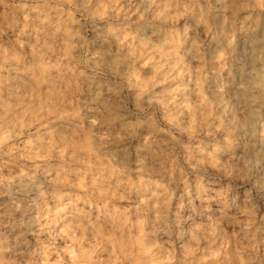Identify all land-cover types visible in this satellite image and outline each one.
Instances as JSON below:
<instances>
[{"label":"rangeland","instance_id":"1","mask_svg":"<svg viewBox=\"0 0 264 264\" xmlns=\"http://www.w3.org/2000/svg\"><path fill=\"white\" fill-rule=\"evenodd\" d=\"M220 1L0 0V59L27 73L22 90L0 85V264H180L188 229L206 222L187 264H234L245 233V264H264V0ZM247 29L255 48L241 43V58ZM215 58L229 73L210 86ZM250 62L246 92L230 78ZM59 64L69 70L44 80ZM96 86L110 94L91 125L82 107ZM29 181L32 228L6 211ZM66 193L80 214L73 239L56 216Z\"/></svg>","mask_w":264,"mask_h":264},{"label":"bare ground","instance_id":"2","mask_svg":"<svg viewBox=\"0 0 264 264\" xmlns=\"http://www.w3.org/2000/svg\"><path fill=\"white\" fill-rule=\"evenodd\" d=\"M220 0H216V4L220 5ZM142 33H144L143 29L140 30ZM254 30L247 29L246 33H244L240 38H238V42L233 46V49L235 50V53L237 56H240L241 58L245 56L242 54V50L240 48V44L246 45L249 49L248 51L250 54L254 52L255 48V42L252 40V33ZM241 51V52H240ZM215 53V52H214ZM33 60H36V56L32 55L31 57ZM247 60V59H246ZM212 66L214 71L211 74L210 79V86H215L216 82L221 80V78H224L229 72L228 70L220 65L219 61L215 58L212 61ZM248 67L250 69L248 70H236L232 77L230 78V82L237 83V82H243L245 84L244 91L248 92L249 89L252 88L254 83V74L251 70L252 68V62L248 63ZM69 67L67 64H59L58 66H52L49 68H45V74H44V80H50L53 77H58L62 71H68ZM65 75V74H64ZM27 76L26 71H22L19 69L15 62L12 60H9L8 57L4 56L0 59V85L5 88L6 91L15 89V90H22L25 88V85L23 84L24 78ZM95 91L93 92V95L83 102V115L85 116L88 123L91 125H94V119L96 118L99 109L103 107L105 102L107 101V98L109 96V91L105 90L103 91L101 87L96 86ZM213 95L215 96L217 102L216 104L222 108V110L225 109V105L221 100L222 97V90L219 88H213L212 90ZM235 97H238L239 90L236 88L233 89L232 92ZM251 98V95H247V97ZM253 102V101H252ZM252 105H247L246 108V115L244 120L242 121V126L247 130L248 136H251L253 134V123L256 119V110ZM35 110L31 109L29 110L30 113H33ZM182 113V111H179ZM3 114H4V102L3 98L0 95V128L3 126ZM202 116H206V113L204 112ZM243 128V129H244ZM26 130H28L29 134H34L36 131L43 130L44 134H47L46 126L43 125L41 127H38L36 125L32 127H28ZM242 132L241 130H239ZM101 139V138H100ZM251 156V155H250ZM256 158V154L253 153L251 157ZM73 176H78V173H74ZM262 176H264V172H262ZM89 185L86 188V191L91 194H95L96 191L101 190V187L98 183L91 177L86 176ZM102 181V180H99ZM65 185L67 186H75L73 181L71 182V179L66 181ZM104 185V184H103ZM102 185V187H104ZM18 190L17 191H9L7 194V199L9 200V205L6 208V211H14L18 212V216L21 219V223L24 227L32 228L37 225V221L35 219V209L30 206V204H22L20 201L29 202L31 201L32 197L37 192V185L32 182H19L18 183ZM65 196L61 201L60 207L56 211V216L58 219H60L63 222V229L62 232L66 235V237L73 239L75 238V229L77 228V224L79 222L80 214L77 211V208L75 207V203H77V199H72L71 195L66 193ZM264 200V196L262 197ZM79 205V203H78ZM9 207V208H8ZM96 207V206H95ZM97 212V211H96ZM245 214L242 212V210H238V217H243ZM96 220V219H95ZM243 220V219H242ZM202 221V220H201ZM240 220H237L235 223H238ZM244 223L246 228L250 224V221L248 219H244ZM249 228V227H248ZM247 228V229H248ZM213 231V227L210 224V222H206L204 224H198L195 223V228L192 229L189 228L186 233V239L181 241L180 247L182 248L181 251L186 253H189L191 249V244L198 243L199 240V234H201L202 238L205 240L209 238L211 232ZM243 234V233H241ZM199 235V236H198ZM249 234H243L241 238H238L235 240V246L230 250L232 254V258L234 260V264H245L244 258H242L240 254V248L243 245H247L251 242V237L248 236ZM104 238V237H102ZM253 239V238H252ZM259 240L261 242H264V233L263 235L259 237ZM182 255L180 264H187L189 262V256Z\"/></svg>","mask_w":264,"mask_h":264}]
</instances>
